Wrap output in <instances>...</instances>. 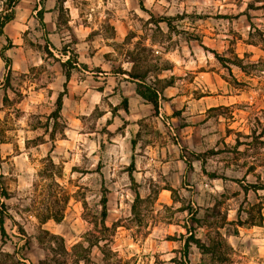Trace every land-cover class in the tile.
Returning <instances> with one entry per match:
<instances>
[{
    "label": "rangeland",
    "instance_id": "374dc122",
    "mask_svg": "<svg viewBox=\"0 0 264 264\" xmlns=\"http://www.w3.org/2000/svg\"><path fill=\"white\" fill-rule=\"evenodd\" d=\"M40 3L0 31V264H264V0Z\"/></svg>",
    "mask_w": 264,
    "mask_h": 264
},
{
    "label": "trees",
    "instance_id": "16d2710c",
    "mask_svg": "<svg viewBox=\"0 0 264 264\" xmlns=\"http://www.w3.org/2000/svg\"><path fill=\"white\" fill-rule=\"evenodd\" d=\"M47 0H40V5H41V9L39 10V20L44 23V12H45V2ZM18 2V0H8L7 4H4V9L2 12H0V31L3 33L5 26L11 22L12 20H14L15 18V5ZM57 3H59V0H57ZM198 39V38H197ZM71 63L70 61H66L63 62V65H67ZM67 77L69 78L70 75L67 74ZM135 79L140 78L138 75L137 76H132ZM137 92L140 96H142L143 98L151 101L156 108L158 109V94L156 92H154L153 96H149L147 95L145 92H143L140 89H137ZM124 104H125V110L129 111L128 108V100L127 98H124ZM63 107V94L61 93L58 97L57 100V109H56V117L58 118L61 110ZM255 187L257 188H264V186H257L255 185ZM4 191V188H3ZM107 202H108V198L107 195L105 194L103 197V215L106 216L107 215ZM6 214V206L5 204H2L1 207V216H0V229H1V233L4 235L6 234V230H5V218L4 215Z\"/></svg>",
    "mask_w": 264,
    "mask_h": 264
},
{
    "label": "crops",
    "instance_id": "0c3cea01",
    "mask_svg": "<svg viewBox=\"0 0 264 264\" xmlns=\"http://www.w3.org/2000/svg\"><path fill=\"white\" fill-rule=\"evenodd\" d=\"M46 3V2H45ZM41 6V5H40Z\"/></svg>",
    "mask_w": 264,
    "mask_h": 264
}]
</instances>
